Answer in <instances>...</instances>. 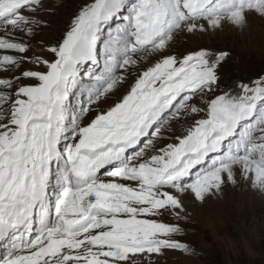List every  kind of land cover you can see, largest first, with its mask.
Instances as JSON below:
<instances>
[{
  "label": "snow or ice",
  "instance_id": "obj_1",
  "mask_svg": "<svg viewBox=\"0 0 264 264\" xmlns=\"http://www.w3.org/2000/svg\"><path fill=\"white\" fill-rule=\"evenodd\" d=\"M0 0V264H167L192 207L264 197V71L188 38L264 23V0Z\"/></svg>",
  "mask_w": 264,
  "mask_h": 264
},
{
  "label": "rangeland",
  "instance_id": "obj_2",
  "mask_svg": "<svg viewBox=\"0 0 264 264\" xmlns=\"http://www.w3.org/2000/svg\"><path fill=\"white\" fill-rule=\"evenodd\" d=\"M52 2L59 7L50 17L46 39L59 35L83 0ZM197 45L230 50L224 67L226 79H246L264 71V23L260 21H252L242 31L225 28L215 34L190 37L182 47ZM192 211L194 217L184 239L195 254H171L167 264H264V197L228 186L221 196L193 206Z\"/></svg>",
  "mask_w": 264,
  "mask_h": 264
},
{
  "label": "bare ground",
  "instance_id": "obj_3",
  "mask_svg": "<svg viewBox=\"0 0 264 264\" xmlns=\"http://www.w3.org/2000/svg\"><path fill=\"white\" fill-rule=\"evenodd\" d=\"M232 190H233V189H232ZM253 196H254V195H253ZM231 198H232V197H231ZM248 199H249V198H248ZM229 200H230V199H229ZM253 201H254V200H252L251 203H253ZM213 204H214V202H213Z\"/></svg>",
  "mask_w": 264,
  "mask_h": 264
}]
</instances>
